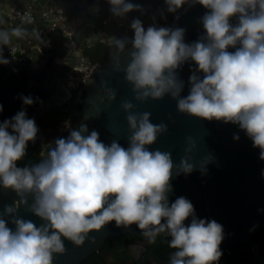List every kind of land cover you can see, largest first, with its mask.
Instances as JSON below:
<instances>
[{
	"label": "clouds",
	"instance_id": "clouds-1",
	"mask_svg": "<svg viewBox=\"0 0 264 264\" xmlns=\"http://www.w3.org/2000/svg\"><path fill=\"white\" fill-rule=\"evenodd\" d=\"M108 3L115 17L141 10L130 0ZM186 4L206 10L200 18L203 35L186 43L184 28L155 24L145 28L134 18L133 36L112 41L113 71L124 73L136 100L168 95L181 114L237 125L264 160V0H165L170 14ZM232 18L235 24L230 23ZM28 34L20 27L11 33L0 31V44ZM125 52L128 60L122 67L120 57ZM9 62L0 54V64ZM185 64L192 67L188 94L182 96L185 81L178 73ZM105 84L108 99L114 100L115 90ZM20 99L26 107L34 103L31 96ZM120 108L125 114L127 147L120 139L105 144L97 130L89 132L86 123L77 129L66 123L67 137L56 138L44 159L23 167L17 162L25 157L29 142L37 139L35 120L19 110L0 123V186L12 189L19 198L0 215V264H53L54 254L65 251V241L80 245L87 234L111 222L125 228L135 224L150 240L165 233L169 247L176 250L169 264H216L220 259L223 226L198 218L194 205L183 196L169 201L173 176H187L194 170L206 174L214 156L208 153L197 161L193 156L197 145L189 136L175 163L171 152L148 147L166 125L153 124L149 112L132 111L131 101L125 100ZM90 117L86 113L84 120ZM239 138L233 136L234 141ZM21 205L41 223L17 216Z\"/></svg>",
	"mask_w": 264,
	"mask_h": 264
},
{
	"label": "water",
	"instance_id": "water-1",
	"mask_svg": "<svg viewBox=\"0 0 264 264\" xmlns=\"http://www.w3.org/2000/svg\"><path fill=\"white\" fill-rule=\"evenodd\" d=\"M93 1L95 0L62 2L66 14L75 17L70 24L76 29V35L80 36L85 32L84 24L92 15L99 19L107 18L106 35L113 36L107 39L106 46H111L112 41L118 37L127 36L125 32H119L120 28L125 25L112 15L110 8L107 7L108 2L95 6ZM10 2L17 7L20 6L18 0H10ZM205 11L199 4L191 7L186 4L176 12L175 19H168L162 27L186 29L185 42L191 43L203 35L200 18ZM230 23L235 24L236 18H232ZM25 30L30 33L32 28L27 27ZM25 37L18 40L22 42ZM53 37L57 40V44L54 47L49 46L54 53H51L49 58L47 57L51 60V65L48 62L43 66L41 61H38L45 60L44 55L36 56L38 60L33 61L32 59L20 60V54L17 53L15 60L9 59L10 62L7 65L0 66V76L12 73L16 77L24 70L34 72L43 67L49 69V79L55 83L50 98L39 102L34 98V94L28 91L27 96L34 99V103L29 106L33 119L37 120L41 116H47L48 111L53 107L67 108L69 116L66 123H70L72 129H77L81 123H86L89 132L93 129L97 130L100 139L105 144H109L112 139H120V144L127 147L126 140L123 138L127 135V126L125 114L120 105L125 100L131 101L134 105L132 111L149 112L151 113L150 121L153 124L166 125V130L158 135L156 142L148 146L151 150L171 152L173 161L179 163L183 155L185 139L190 136L197 145L193 153L197 161L208 153L215 158L214 162L207 166L206 174L194 170L187 176L174 175L170 181L173 191L169 195V201L172 202L183 196L196 207L195 214L198 218L215 220L221 224L224 229V239L220 244L221 252L229 250L236 244L247 246L250 253L257 247L264 249V242L253 241L254 235L264 229V176L261 175L264 171V160L260 159V150L253 147L245 133L237 125L225 124L222 121H200L181 114L176 109V101L168 95L155 100L152 98L144 101L136 100L132 85L124 79V73L113 71L111 53L114 49L108 52L103 63L92 66L90 72H86L87 58L77 53L60 38ZM130 47L131 45L128 46ZM229 51H234V49H229ZM127 60L128 55L125 52L120 57L122 67L127 64ZM57 66L64 69L63 75L59 77L51 73ZM190 67L192 65L185 64L178 73L185 81L182 96L188 94L187 80ZM18 80L21 82L20 79ZM102 82H106L104 87L115 90L114 100L108 99L107 93L102 88ZM17 95L20 99L23 95L22 91L18 89ZM80 97L81 107L75 122L71 124L74 107ZM20 109L26 111V106L22 104ZM96 109L99 110L98 115ZM42 111L45 114H41ZM86 113L91 116L87 121L84 120ZM237 134L240 138L234 141L233 136ZM67 135L68 130L65 129L63 137L66 138ZM18 200L19 198L12 189L0 186V215L3 214L6 205L11 206ZM31 203L32 197L29 196L28 204ZM16 215L30 219L37 225L41 223L23 205L18 207ZM4 218L11 219L10 217ZM8 226L14 229L11 223ZM141 233L143 232L135 224L125 228L124 226L118 227L115 222H111L98 232L87 234L80 245L65 241V251L54 254L53 264H80L91 254L97 252L108 237L122 234L134 237ZM166 238L167 235L164 233L154 244L140 241V248L132 250L134 257L129 254L127 256L132 258L134 264H164L154 255V250Z\"/></svg>",
	"mask_w": 264,
	"mask_h": 264
},
{
	"label": "flooded vegetation",
	"instance_id": "flooded-vegetation-1",
	"mask_svg": "<svg viewBox=\"0 0 264 264\" xmlns=\"http://www.w3.org/2000/svg\"><path fill=\"white\" fill-rule=\"evenodd\" d=\"M106 2H108V0H95L92 3L95 6H101L103 4H106ZM138 2L141 4H145L147 0H138ZM158 4L155 5L156 8L158 6L160 8V4ZM107 5V7L110 8L109 3ZM146 12L147 11L145 6H141L140 11L130 12L126 14V16L123 18L116 17L120 23L125 25V27L120 28L119 32H125L127 34V37L131 38L133 36V32L130 30L131 21L134 18L140 19L143 14L144 16L146 15ZM162 14L163 17H165L162 26L168 19L173 20L176 18V16L173 18L169 17L165 12H162ZM121 38H124V36L118 37L117 39ZM112 46L113 45L107 47L110 48ZM112 49H109V51ZM87 61L88 65L91 67L94 65L101 64L98 62L93 65H90L88 58ZM51 64L52 63L50 62L49 65ZM48 71L49 69H47V67H43V69L41 68L34 72L26 70L21 71V74L18 77L14 76L12 73H7L5 76H0V105H2L3 107L2 112H0V123H2L5 119H10L12 116L15 115L17 111L21 110L20 108L23 103L17 95L18 89L22 91L23 96H27L28 91H30L32 94H34V98H36V100L39 102L50 98V93L52 92V88L55 83L53 80L50 81V75L48 74ZM63 71L64 69H61V67L57 66L56 68H54V70L51 71V73L53 75L56 74V76L59 77L63 75ZM18 79H20L21 82H19ZM81 100L82 99L80 97L74 107L75 110L71 119V124L75 122L76 115L81 107ZM68 112L69 111L67 108L62 109L60 107H53L48 111L47 116H41L40 118L35 120V123L39 128L37 139L35 143L29 142L26 149L25 157L23 158V160L17 162L18 167H23L30 163L39 162L47 156L49 148L51 146H54L55 139L64 136V125L66 124V121L69 116ZM26 113L28 118H33V114L29 106L26 107ZM63 113L66 114L65 119L60 118ZM41 114H45V112L43 113L42 111ZM194 208L196 207L194 206ZM189 222L190 221L186 223ZM258 240L264 242V229L259 230L254 235L253 241L256 242ZM140 241H147L151 242L152 244L156 242L145 237L143 233L134 237L123 234L110 236L104 241L101 248L97 252L91 254L86 260H84L80 264H134L132 258H129L127 255L129 254V256L131 255L134 257L135 254L132 250L140 248ZM164 246L165 245H163L162 247L158 246L154 250V255H156L160 260H162L163 263V258L167 255L165 249L166 246ZM236 246L238 245H234L230 249L233 250Z\"/></svg>",
	"mask_w": 264,
	"mask_h": 264
},
{
	"label": "built area",
	"instance_id": "built-area-1",
	"mask_svg": "<svg viewBox=\"0 0 264 264\" xmlns=\"http://www.w3.org/2000/svg\"><path fill=\"white\" fill-rule=\"evenodd\" d=\"M63 0H26L24 4L16 6L9 4L6 8H0V28L2 24L8 28L31 27V32L22 42L9 44L6 50L0 51L5 58L16 59L15 55L20 54V60L26 59V46L44 42L48 37L55 36L70 45L77 53L83 55V51L91 48L94 25L89 21L84 24L85 32L80 36L76 35V29L70 24V16L66 14L62 7ZM42 20L43 27L36 31L35 24ZM101 25H107V18L100 19ZM105 38H100L97 42L106 43ZM96 42V43H97ZM3 64H0V66ZM91 66L85 67L86 72H90ZM219 264V261L216 262Z\"/></svg>",
	"mask_w": 264,
	"mask_h": 264
},
{
	"label": "crops",
	"instance_id": "crops-1",
	"mask_svg": "<svg viewBox=\"0 0 264 264\" xmlns=\"http://www.w3.org/2000/svg\"><path fill=\"white\" fill-rule=\"evenodd\" d=\"M18 2L22 5L26 2V0H18ZM63 2L67 3L65 0H63ZM9 4H11L10 0H8L6 7ZM0 6H1V4H0ZM70 21H72V20H70ZM2 26H3V24H2ZM20 28L25 29L27 27L23 26ZM12 29H14V28H12ZM105 40H107V39L105 38ZM17 42H19L18 38H16V41L14 43H17ZM14 43H10V44H14ZM55 44H57V40L54 39L53 36H51V37H48L44 42L36 43L32 46H26L25 45L26 54L28 56L30 55V57L26 58V59H32L33 61H37L38 58L36 56L44 55V56H46V59L45 60H38V61H41L40 63L43 66H45V63L51 62V60L48 59L49 55L51 53H54V50L51 49L49 46L51 45L52 47H54ZM258 241H260V240H258ZM236 245H238V246H236L233 250L229 249V250L223 251V255H222L221 259L218 260L219 264H264V249H259L260 247H257L254 249V251L252 253H250V252H248L247 246H245V245L242 246L240 244H236Z\"/></svg>",
	"mask_w": 264,
	"mask_h": 264
},
{
	"label": "trees",
	"instance_id": "trees-1",
	"mask_svg": "<svg viewBox=\"0 0 264 264\" xmlns=\"http://www.w3.org/2000/svg\"><path fill=\"white\" fill-rule=\"evenodd\" d=\"M130 2L134 3V4H139L141 6H145L146 8V15L144 16V14L142 15V17L140 18V20L142 21L143 25L145 28H147L148 26L155 24L158 27L162 26V23L164 22L165 17H163L162 12L167 13V15L171 18L176 16V13L174 14H170L167 12L166 9V5H165V0H147V2H145V4H141L138 2V0H130ZM160 4V8L159 6L156 8L155 5L156 4ZM158 4V5H159ZM144 8V7H143ZM130 46V44L128 45ZM114 48L113 46L108 48L107 46H105L104 43L101 42H97L94 44V46H92L91 48H87L83 51V54L86 58L89 59V63L90 65H93L95 63H103V61L105 60V58L108 55L109 49ZM61 119H65L66 118V114L63 113L60 117ZM187 224V223H186ZM164 233H161L160 235H158L154 241H156L159 237H161ZM169 237H167L159 247H162L163 245L166 246V257L163 258L164 263L169 264V257L170 255L176 251L174 249H171L169 247ZM242 245V244H240ZM164 246V247H165ZM244 246V245H242ZM222 255H223V251H222ZM222 257V256H221ZM220 257V259H221ZM219 259V260H220Z\"/></svg>",
	"mask_w": 264,
	"mask_h": 264
},
{
	"label": "rangeland",
	"instance_id": "rangeland-1",
	"mask_svg": "<svg viewBox=\"0 0 264 264\" xmlns=\"http://www.w3.org/2000/svg\"><path fill=\"white\" fill-rule=\"evenodd\" d=\"M67 3H73V2H78L80 0H65ZM8 3V0H3L0 2L1 6L0 8H5L6 4ZM74 17H70V20H73ZM89 22L92 23L94 25V29H93V34L90 35L91 39H92V44H95L97 42L98 39L100 38H106L109 39L110 37H112L113 35H106V26H102L101 25V20L97 17H94L92 15L89 16ZM43 27L42 25V20L39 19L38 22L35 24V30L38 31ZM12 28H8L6 26H2L0 28V31H8L9 33H11ZM16 41V37L12 36L10 38V41L7 45L4 44H0V51H4L6 50V48L8 47V45L10 43H14ZM30 55L28 56L26 54V58H29Z\"/></svg>",
	"mask_w": 264,
	"mask_h": 264
}]
</instances>
